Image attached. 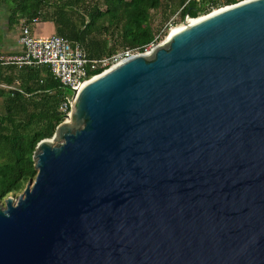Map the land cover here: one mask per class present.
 Here are the masks:
<instances>
[{
  "label": "water",
  "instance_id": "water-1",
  "mask_svg": "<svg viewBox=\"0 0 264 264\" xmlns=\"http://www.w3.org/2000/svg\"><path fill=\"white\" fill-rule=\"evenodd\" d=\"M33 160L0 264H264V0L89 80Z\"/></svg>",
  "mask_w": 264,
  "mask_h": 264
},
{
  "label": "trees",
  "instance_id": "trees-1",
  "mask_svg": "<svg viewBox=\"0 0 264 264\" xmlns=\"http://www.w3.org/2000/svg\"><path fill=\"white\" fill-rule=\"evenodd\" d=\"M239 0H0V57L7 36L26 25L53 28L51 35L78 44L88 59L110 58L117 52H143L157 40L164 19L176 12L197 19ZM20 32V31H19ZM33 34V33H32ZM96 72H100L96 71ZM73 92L46 65H18L0 59V199L17 196L36 175L33 153L50 138L66 113L60 103Z\"/></svg>",
  "mask_w": 264,
  "mask_h": 264
},
{
  "label": "built area",
  "instance_id": "built-area-1",
  "mask_svg": "<svg viewBox=\"0 0 264 264\" xmlns=\"http://www.w3.org/2000/svg\"><path fill=\"white\" fill-rule=\"evenodd\" d=\"M185 19L191 18L186 16ZM18 43L21 46L20 53L1 56L0 59L18 65L48 66L52 75L73 92L71 98H66L59 105V109L66 113V119L70 114L74 95L84 83L132 55L142 53L127 49L117 52L110 58L88 59L78 44L73 45L65 37L56 34L34 36L26 25L20 28ZM148 46L150 49H145L144 53H148L154 47L153 43ZM99 70L100 72H96Z\"/></svg>",
  "mask_w": 264,
  "mask_h": 264
},
{
  "label": "rangeland",
  "instance_id": "rangeland-1",
  "mask_svg": "<svg viewBox=\"0 0 264 264\" xmlns=\"http://www.w3.org/2000/svg\"><path fill=\"white\" fill-rule=\"evenodd\" d=\"M239 1H241V0H239ZM220 7H222V6H220ZM220 7H218V8H220ZM218 8H216V10L218 9ZM215 9V8H214ZM211 11H213V10H211ZM202 15H204V14H201L200 16H202ZM186 17V16H185ZM200 18H202V17H200ZM198 19V18H197ZM184 21H186V22H188V21H191V20H189V19H180V15L178 14V12H176L174 15H172L170 18H168V19H164V17H160V15L158 14V12H157V14L156 15H154V19L152 20V23H153V25L154 26H156V25H160V24H162L161 25V31H160V33L158 34V36H157V40L153 43V45L155 46V45H157L158 43H160V42H162L167 36H168V33H169V35H171V31H172V29L173 28H175V27H178V26H181V25H183L185 22ZM2 19L0 18V24H2ZM46 25V24H45ZM43 26L44 28L46 27V26ZM177 25V26H176ZM36 26H39V23L36 25ZM174 26V27H173ZM171 27H173V28H171ZM171 28V29H170ZM170 30V31H169ZM19 28L17 29V30H15L14 32H11L8 36H7V39L5 40V47H6V49H2L1 51L3 52L2 54H3V56H10V55H12L10 52H12V49H11V47L13 46V42L14 41H16L17 40V38H18V36H19ZM46 34V33H45ZM16 43H17V41H16ZM146 49L147 50H149L150 49V47L149 46H147L146 47ZM14 51V50H13ZM16 54V53H15ZM18 54V53H17ZM19 194V193H18ZM17 194V195H18Z\"/></svg>",
  "mask_w": 264,
  "mask_h": 264
},
{
  "label": "crops",
  "instance_id": "crops-1",
  "mask_svg": "<svg viewBox=\"0 0 264 264\" xmlns=\"http://www.w3.org/2000/svg\"><path fill=\"white\" fill-rule=\"evenodd\" d=\"M45 24H39V26H36L35 29H33V35L37 36V37H45V36H50L53 32V28L51 26L45 25L46 27L44 28ZM20 31V30H19ZM46 33V34H45ZM17 41V43H16ZM13 42V46L11 47L12 52H10L11 54H17L20 53L21 51V46L18 43V38L17 40ZM3 49H6V47H4ZM2 50V49H1ZM14 50V51H13Z\"/></svg>",
  "mask_w": 264,
  "mask_h": 264
},
{
  "label": "bare ground",
  "instance_id": "bare-ground-1",
  "mask_svg": "<svg viewBox=\"0 0 264 264\" xmlns=\"http://www.w3.org/2000/svg\"><path fill=\"white\" fill-rule=\"evenodd\" d=\"M215 12L217 11V10H215V9H213ZM205 15V14H204ZM199 19H201V18H198V19H189V20H191V21H188V22H186L185 21V23L183 24V25H181V26H178V27H175V28H173V27H171V28H173L172 29V31L170 32L171 34H173V33H175V32H177V31H179L180 29H183L185 26H188L189 24H191V23H193V22H195V21H197V20H199ZM177 26V25H176ZM170 28V29H171ZM170 31V30H169ZM169 34V33H168ZM87 83V82H86ZM86 83H84L83 85H82V87L86 84Z\"/></svg>",
  "mask_w": 264,
  "mask_h": 264
}]
</instances>
